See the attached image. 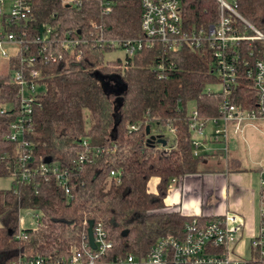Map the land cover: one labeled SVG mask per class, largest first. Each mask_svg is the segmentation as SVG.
Masks as SVG:
<instances>
[{"label":"trees","instance_id":"1","mask_svg":"<svg viewBox=\"0 0 264 264\" xmlns=\"http://www.w3.org/2000/svg\"><path fill=\"white\" fill-rule=\"evenodd\" d=\"M105 1L108 12L100 0H85L81 7L62 0H31L30 19L17 24L26 34L39 37L45 34L43 25H50L48 40L38 45H49L57 57L38 63L41 89L23 136L28 142L25 147L23 141L7 138L19 111L18 86L11 81L14 60L5 59L0 65V177L14 178L9 188H0V264L33 255L52 261L67 259L89 242L90 220L102 225L111 242L93 264H121L129 253L141 264L158 239L182 238L185 223L193 218L200 225L215 219L182 215L167 210L165 204L170 180L198 172L205 157L193 154L187 104L194 102L199 113L205 114L215 111L223 99L221 91L208 89L220 82L212 51L205 47L172 51L157 42L125 64L119 58L106 60L105 54L112 49L93 43L90 32L100 31L105 38H135L142 32L140 0ZM233 4L264 33V0H233ZM180 15L184 29L205 28L218 21V4L180 0ZM237 27L240 33L247 31L240 22ZM67 31L87 41L64 50L60 40ZM251 50L257 54L261 50L260 57L264 44L241 42L244 59H249ZM160 62L165 67L162 77L156 71ZM230 98L244 108L254 107L251 81L241 77ZM83 139L94 150L78 166ZM24 149L30 155L26 161L30 167L36 169L49 158L48 163L68 168L69 193L50 173L38 171L21 181L18 164ZM227 161L230 169L238 168L234 156ZM152 179L157 180L154 192L149 188ZM261 197L264 202V190ZM21 210L37 213L39 224L21 228ZM20 232L25 239L17 238ZM256 258L251 250L248 264H258ZM80 264H89L88 259L83 257Z\"/></svg>","mask_w":264,"mask_h":264},{"label":"built area","instance_id":"2","mask_svg":"<svg viewBox=\"0 0 264 264\" xmlns=\"http://www.w3.org/2000/svg\"><path fill=\"white\" fill-rule=\"evenodd\" d=\"M71 6L81 7L85 0H62ZM218 4L219 17L215 24L207 27L184 29L180 15V0H140L141 37L135 38H105L101 32L95 30L89 33L93 43L113 50H122L125 60L137 52L151 48L155 43H161L169 50L189 48L197 50L209 48L214 57V70L220 78L219 88L223 99L216 106V110L200 114L194 107L188 113V127L191 133L193 154L199 155L205 151L219 150L225 156L229 153V142L233 136L243 135L245 128L256 126L257 122L264 121V51L259 57L256 51H250L249 59H244L240 52L242 41H261L264 44V33L255 28L236 10L233 0H215ZM103 10L108 12V1L100 0ZM32 13L31 0H0V59H13L11 81L18 86L19 111L10 125L7 138L11 141H23L24 133L32 121L34 103L41 89L40 69L38 63L56 61V55L49 50V45H38L48 40L52 32L50 25L44 24V36L34 33L26 34L17 24L30 19ZM3 21V23H2ZM237 22L247 31L240 33ZM95 27V24H93ZM10 28V30H8ZM26 36V38H25ZM86 38L78 37L67 31L60 40L64 50H74L85 43ZM46 43V42H45ZM47 46V48H46ZM254 55V56H253ZM258 56V57H257ZM81 55L78 53L77 59ZM157 75L164 76V63L156 66ZM241 77L251 81L256 92V104L252 108H244L231 100L232 90L238 86ZM136 129V125H131ZM173 131L172 128L169 129ZM83 150L78 154L76 163L81 166L90 159L94 147L88 144L87 139L82 140ZM31 159L28 151L24 149L19 156V179L27 181L30 175L40 171L53 175L56 183L69 193L70 170L60 167L57 163H41L38 168L27 165ZM111 171V175H114ZM172 178L168 185L170 188L176 183ZM259 184L264 190V169L259 172ZM36 217V216H35ZM36 225L39 224L36 217ZM243 224L236 213L227 212L215 217L207 224L200 225L193 218L184 225L182 238L163 237L152 246L148 255L141 264H248L249 259L239 256L234 249L236 241L242 234ZM17 238H26L20 232ZM93 238L95 249L87 248L88 243L82 244V251L74 252L67 259L52 261L39 255L19 257L9 264H80L86 257L89 264L111 247L107 234L100 223L93 225ZM216 248L221 251L215 252ZM250 248L257 258L258 264H264V202L261 199L260 222L256 234L250 240ZM121 264H137L134 255L129 253Z\"/></svg>","mask_w":264,"mask_h":264},{"label":"crops","instance_id":"3","mask_svg":"<svg viewBox=\"0 0 264 264\" xmlns=\"http://www.w3.org/2000/svg\"><path fill=\"white\" fill-rule=\"evenodd\" d=\"M263 125L264 121H259L256 126L245 128L243 135L233 136L226 156L219 150L204 151L205 157L199 171L178 179L169 188L165 198L167 210L178 211L186 216L215 218L227 212L236 213L243 229L234 249L239 256L247 259L251 255L250 240L256 234L260 222V216L256 222V211L258 201L262 199V190L260 187V191H257L254 175L264 169V164H261L264 156L249 153L253 162L243 148L246 134L253 129L260 131ZM229 156L235 157L237 169L229 168ZM156 183V179L151 180L150 191H155Z\"/></svg>","mask_w":264,"mask_h":264},{"label":"rangeland","instance_id":"4","mask_svg":"<svg viewBox=\"0 0 264 264\" xmlns=\"http://www.w3.org/2000/svg\"><path fill=\"white\" fill-rule=\"evenodd\" d=\"M119 58L121 62L123 63L125 60V53L122 50H113L110 52H107L105 54V59L106 60H116ZM5 62V59H0V65ZM219 88L218 84L216 85H210L208 86L209 90H217ZM195 106L194 102H189L187 104V110L188 112L191 111ZM262 129L259 130H250L248 134H246V145H244L243 150H245L246 153H248V157L250 160L253 161L251 154L254 156L262 157L264 156V125L261 127ZM153 132L155 133V129L153 127ZM254 162V161H253ZM261 164H264V161L261 162ZM259 173L256 172L254 175V183L256 184L257 191H260V185L258 181ZM13 176H5V177H0V188L5 189L9 188L13 182ZM261 202L258 201L257 204V211H256V222L259 220L260 216V204ZM37 213L29 210H21L19 212V226L21 228H29V227H34L36 225V217ZM248 254L247 252L245 253V257H247Z\"/></svg>","mask_w":264,"mask_h":264},{"label":"water","instance_id":"5","mask_svg":"<svg viewBox=\"0 0 264 264\" xmlns=\"http://www.w3.org/2000/svg\"><path fill=\"white\" fill-rule=\"evenodd\" d=\"M146 131L149 132V126L146 127ZM44 161L46 163H48V162H50V159L47 158ZM93 224H94V221L90 220L89 221V226H88V231H87V237H88V241H89L90 247L95 249L96 245L94 243V238H93Z\"/></svg>","mask_w":264,"mask_h":264}]
</instances>
